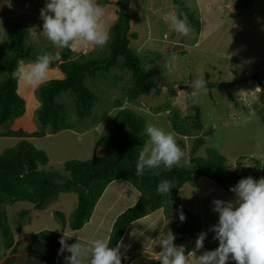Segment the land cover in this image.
<instances>
[{"label": "rangeland", "instance_id": "rangeland-1", "mask_svg": "<svg viewBox=\"0 0 264 264\" xmlns=\"http://www.w3.org/2000/svg\"><path fill=\"white\" fill-rule=\"evenodd\" d=\"M105 1L115 3L118 0H96L105 10V15L100 21L101 26L111 37V27L117 20V8L115 5L103 4ZM184 2L201 20L200 32L190 28L188 35L182 36L170 28L163 17L170 11H176L172 0H132L126 9L131 20V32L138 35V40H131L130 47L141 57L144 67L160 87V93L152 91L137 102L128 103L125 93L131 85V72L125 68H112L97 79H86V86L98 97L92 116L83 120L72 116L71 122L75 126L73 130L52 133L41 127L38 122L37 111L42 105L39 88H30L20 81L18 93L26 101V113L22 118L0 126V132L23 130L33 134L44 131L46 135L43 137H29L25 140L48 155L49 163L45 167L47 171L67 176L64 170L66 162L88 161L105 156L106 152L99 145V139L120 137L122 134L115 129L113 121L122 109H129L144 118L148 124L171 132L177 144H182L183 148H180L185 155L177 164L179 167L192 166L190 153L197 137L203 138L205 145L195 153L194 158L206 159L207 150L210 149L224 155L232 169H246L253 165V160L264 161V89L253 80V76L263 77L264 0ZM45 5L46 0H0V48L7 42L10 28L16 26L27 33V46L36 50L60 52L61 49L54 47L41 34L43 21L40 10ZM21 26H26V29ZM71 49L78 57L102 56L108 51L107 45L97 47L79 42ZM201 73L209 84L232 82L236 78L245 80L231 89L238 105L229 101L227 92L219 88H207L196 98H193L191 90H181L183 87H189L190 82ZM3 77L4 75L0 76V79ZM63 77L57 65L50 68L48 81ZM172 91L176 92L175 96H172ZM58 101L70 103L72 99L63 95ZM119 102L123 104L121 109L117 108ZM194 103L202 112L204 128L192 136L183 137L172 130L169 116L176 110L183 118L191 117L194 114ZM21 141L23 139L17 137H0V156L6 150L17 147ZM240 157L249 159L242 161ZM182 191L185 192L180 197L181 204L195 213L199 222L196 239L201 232L207 233L204 248L198 255L205 250L216 249L218 241L213 239L214 233L209 231L218 221V215L212 210V201H232L234 194L206 178H201L196 183L189 182ZM121 192H124L121 205L131 202V198H126L127 196L139 195L131 184L125 181L113 182L108 194H105V198V195L103 196L95 211L98 216L100 208L104 209L106 205L110 208L108 212L105 210L106 215L103 210L105 217L101 228L98 227L99 223L94 225L95 217L81 233H74L69 226L63 227L54 216L55 212H61L69 222L77 207L78 197L75 192L60 194L58 199L50 201L42 212L34 210V205L26 201L7 206L6 225L11 229L14 239L20 243L16 248L20 253L14 263L67 264L66 258L71 254L66 251L59 254L61 238L65 237L68 244L80 242L75 239L78 237L83 240L108 238L112 229L110 223L120 214V210H114V194ZM25 211H28L29 215L23 218L21 214ZM166 218L171 220L176 216L168 214ZM167 226L169 225L162 229L163 237L159 238L166 237ZM144 238H148L150 242L151 236L144 235L137 243L141 244L140 241ZM157 243L156 238L152 242L151 253L161 250ZM6 255L7 250L0 247V261L4 260ZM151 258L150 253L144 254V258L135 264H152L155 260ZM89 259L85 257L83 264H88ZM122 264H125L124 260ZM190 264H195L194 258L190 259Z\"/></svg>", "mask_w": 264, "mask_h": 264}, {"label": "trees", "instance_id": "trees-1", "mask_svg": "<svg viewBox=\"0 0 264 264\" xmlns=\"http://www.w3.org/2000/svg\"><path fill=\"white\" fill-rule=\"evenodd\" d=\"M132 0H118L115 3L105 1V5H115L117 20L111 27V37L107 44V54L102 56H80L71 48L61 49L60 52L50 50H36L27 46L28 36L23 30L12 27L8 31L7 42L0 48V126L22 118L26 113V101L19 95V82L12 77V73L22 62H32L40 54L49 53L61 56L55 65L59 67L63 78L49 80L38 89L42 105L37 111L38 122L41 127L52 133L63 130H73L72 116L83 120L90 118L98 102L97 95L86 86V79H97L112 68H124L131 72V85L127 88L125 97L128 103L137 102L141 97L152 91L160 93L161 89L155 83L150 73L144 67L141 57L130 47L131 40H138V35L131 32V20L126 9ZM177 12H182L188 18L189 27L200 32L201 20L190 10L184 0H172ZM26 29V26H21ZM4 47V48H3ZM6 52V53H4ZM263 64V63H262ZM264 78V68L263 77ZM245 80L236 78L232 82L209 84L208 89L219 88L227 92L228 100L238 105L231 89ZM261 83V87L264 85ZM263 88V87H262ZM172 96L176 92H171ZM63 95L71 98L70 103L60 102ZM117 103V108H122ZM194 114L183 118L178 111L170 113L169 120L172 130L183 136H192L204 128L202 112L194 103ZM115 129L122 134L120 137H103L99 145L105 150V156L88 161L71 160L65 163L67 176L54 171H47L48 155L36 149L25 140L29 137H43L44 131L28 134L23 130L0 132V137H17L23 139L20 144L6 150L0 156V247L10 250L14 247V235L6 225V207L13 206L20 201L30 202L34 210L42 212L48 203L58 199L62 193L75 192L78 197L77 207L69 222L61 212L54 216L63 227L70 230H82L90 222L94 210L106 189L115 181H125L131 184L140 194L135 206L122 213L115 221L110 236L109 246L115 247L123 240L128 227L147 217L151 213L163 209L167 214H174L175 221L167 226L175 234V244L184 245L186 253L195 247L199 222L196 216L180 201V192L191 181L195 183L206 178L224 190H229L240 179L251 176L259 180L264 177V161L253 160V165L239 169H232L227 158L214 150H207L206 159L194 158L195 153L205 145L201 137L194 140L190 153V168L175 165L171 171L162 167L157 170H146L144 176H135L136 162L141 150L147 144L145 134L146 120L129 109H122L114 118ZM183 148L182 144H178ZM240 160L249 159L240 157ZM255 159V158H254ZM155 171L159 175L154 174ZM162 180L174 182L170 201L157 194V185ZM186 216L184 222L178 219V210ZM23 218L28 211L21 214ZM21 225L23 222L20 223ZM229 264H235L234 261Z\"/></svg>", "mask_w": 264, "mask_h": 264}, {"label": "clouds", "instance_id": "clouds-1", "mask_svg": "<svg viewBox=\"0 0 264 264\" xmlns=\"http://www.w3.org/2000/svg\"><path fill=\"white\" fill-rule=\"evenodd\" d=\"M105 15L104 8L96 0H46V5L40 10L42 33L51 44L59 49L72 48L77 42L83 45L104 47L110 40L108 31L101 26V18ZM170 28L182 35L190 31L188 18L182 12L170 11L163 17ZM61 60L59 53H44L37 55L34 61L18 65L12 77L23 81L30 88L37 89L48 83V73L51 66ZM193 98L207 89V81L201 73L189 85ZM147 144L140 151L135 169V176L143 177L146 170H157L161 167L166 171L179 163L185 153L177 144L174 135L163 128L152 124L145 125ZM154 174L159 175L158 171ZM174 182L162 180L157 185V194L170 201ZM234 200L212 201L213 211L218 215V221L209 228L214 233L213 239L218 241L214 250H205L206 232H201L195 248L186 253L184 245L174 243L176 237L168 229L165 238H159L157 245L161 251L157 254L160 264H190L194 258L195 264H264V177L259 180L251 176L240 179L230 189ZM171 202V201H170ZM180 222L186 220L182 209L178 210ZM61 238L59 254L70 253L67 264H83L89 257L88 264H122L121 245L109 246L107 239H96L89 245L80 242L68 244Z\"/></svg>", "mask_w": 264, "mask_h": 264}, {"label": "crops", "instance_id": "crops-1", "mask_svg": "<svg viewBox=\"0 0 264 264\" xmlns=\"http://www.w3.org/2000/svg\"><path fill=\"white\" fill-rule=\"evenodd\" d=\"M112 185H113V183L108 186V188L106 189L104 195L108 194L109 188ZM184 192L185 191L180 192V197L184 194ZM119 194L120 193L114 194L116 196L115 209L114 210H120L119 211L120 214L124 213L128 209H130L133 206H135L136 203L139 201V198H140V194L138 196H136V197L127 196L126 198H129V199L131 198L130 199L131 202L129 204L126 203V205H121L120 203L124 201V199H121V198H123L124 192H121L120 195ZM106 195L104 196V198L106 197ZM103 196H102V198H103ZM190 196H188V198ZM101 199H100V201H101ZM100 201H99V203H101ZM97 206H96V208L94 210V213H93V216H92L90 222H88L85 226L90 225L91 221L93 220V218L95 219V217H96V221H95L94 225L99 223L98 227L101 228V224L104 223L103 219H104V217L106 215V211L105 210H107V212H108V211H110V208L108 207V205H106V207H104V209L100 208L98 210V212H97L100 215L97 216V214H95ZM182 206L188 209L187 206H185L183 204H182ZM103 210L105 212V215H104ZM158 211L159 212L156 211V213H152V214L148 215L147 217L141 219L140 221L131 224L128 227V229H127V231H126V233L124 235L123 240L120 242V245H121L120 254H121V257H122V261L124 260L125 264H135L138 260H140L141 258H144V254H149V253L152 256L151 260H155L156 261V259H157V254L156 253H159L161 250L156 251V252L153 251L151 253V248L153 246L152 242L154 240H156V238L159 239V237H163L164 233H163L162 229L166 225H171L176 219V218H174V219L172 218L171 220H167L166 217H167L168 214L165 213L163 209L158 210ZM120 214H118L111 221L110 226L113 227L116 219L120 216ZM84 229H85V227L82 230L74 232V233H81L82 231H84ZM130 231H131L132 235L129 236V232ZM148 233H150V234H148ZM144 235H150L151 236L150 242L148 241V238H144V240L140 241L141 244L137 243V242H139V240L141 238L143 239ZM75 239L77 241H80V242L84 243L85 245H89V244H91L92 241H94L93 239H90V238L83 240L82 238L78 237V238H75ZM106 239L108 240L109 237L106 238ZM18 243H19V240H15L14 247L7 251L6 258L4 260L0 261V263H5V264L6 263H12V264H15L14 263V259H16V256L20 253L19 249H18V251H16ZM198 253H197V255H198ZM55 254H56V251H55ZM230 262H232V261H229V263Z\"/></svg>", "mask_w": 264, "mask_h": 264}, {"label": "water", "instance_id": "water-1", "mask_svg": "<svg viewBox=\"0 0 264 264\" xmlns=\"http://www.w3.org/2000/svg\"><path fill=\"white\" fill-rule=\"evenodd\" d=\"M253 80L257 81L259 84H261L264 80V78H260L258 76H253ZM263 89H264V85H263ZM181 90H184V91H190L191 89L189 87H183L181 88ZM152 264H160V261L156 260L154 261Z\"/></svg>", "mask_w": 264, "mask_h": 264}]
</instances>
